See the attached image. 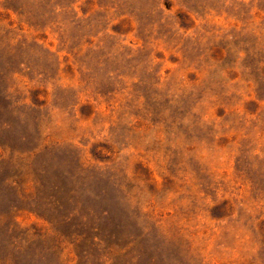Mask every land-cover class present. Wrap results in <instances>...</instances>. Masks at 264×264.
<instances>
[{
	"label": "rangeland",
	"instance_id": "374dc122",
	"mask_svg": "<svg viewBox=\"0 0 264 264\" xmlns=\"http://www.w3.org/2000/svg\"><path fill=\"white\" fill-rule=\"evenodd\" d=\"M0 264H264V0H0Z\"/></svg>",
	"mask_w": 264,
	"mask_h": 264
}]
</instances>
